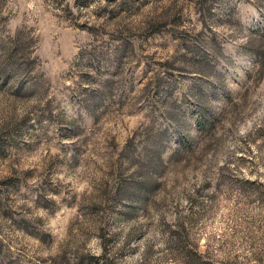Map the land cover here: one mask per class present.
Segmentation results:
<instances>
[{
  "label": "rangeland",
  "instance_id": "rangeland-1",
  "mask_svg": "<svg viewBox=\"0 0 264 264\" xmlns=\"http://www.w3.org/2000/svg\"><path fill=\"white\" fill-rule=\"evenodd\" d=\"M257 47L264 0H0V264H264Z\"/></svg>",
  "mask_w": 264,
  "mask_h": 264
},
{
  "label": "trees",
  "instance_id": "trees-1",
  "mask_svg": "<svg viewBox=\"0 0 264 264\" xmlns=\"http://www.w3.org/2000/svg\"><path fill=\"white\" fill-rule=\"evenodd\" d=\"M258 49H254L253 52L258 54L263 60L261 62V65H264V49L257 47ZM144 187H140V191H143Z\"/></svg>",
  "mask_w": 264,
  "mask_h": 264
}]
</instances>
